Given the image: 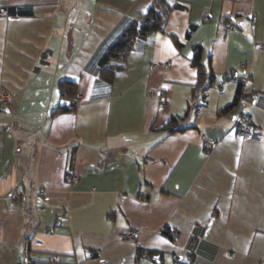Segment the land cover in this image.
I'll return each instance as SVG.
<instances>
[{
  "label": "crops",
  "instance_id": "0c3cea01",
  "mask_svg": "<svg viewBox=\"0 0 264 264\" xmlns=\"http://www.w3.org/2000/svg\"><path fill=\"white\" fill-rule=\"evenodd\" d=\"M165 1L107 82L100 59L152 0H0V264H264V0ZM65 80L80 98L57 110Z\"/></svg>",
  "mask_w": 264,
  "mask_h": 264
},
{
  "label": "trees",
  "instance_id": "16d2710c",
  "mask_svg": "<svg viewBox=\"0 0 264 264\" xmlns=\"http://www.w3.org/2000/svg\"><path fill=\"white\" fill-rule=\"evenodd\" d=\"M177 7L178 5L175 4L170 5L165 0H152L150 6L145 12L140 13L137 16L131 18L123 28L121 33L118 35V37L108 47L106 53L100 59L99 76L105 79L107 82H110L113 79L115 72L123 69L127 56L129 52L133 49L135 42L139 39H145L153 32L160 31L171 10ZM190 61L191 64L197 68L199 77L204 80L206 75V68L204 64L201 63L200 46L194 48V52L191 56ZM228 74L230 73L224 74L225 79H228ZM213 78L214 75L212 74V72H210L209 77H207L206 79L207 82L205 84H201L199 86V90L202 92L205 91L207 87L212 84ZM241 79H242L241 76L237 78L238 83H237V90L235 97L233 101L224 108V111L236 107L239 104L240 100L245 97V94L247 95V93H243L242 91V86L240 84ZM59 85H60L61 97L63 98V103L65 99H70L71 97L74 98L76 96L77 84L75 81L65 80L60 82ZM66 106L67 104L66 105L63 104V106L57 108V110H63ZM186 115L187 112L180 118H175V117L171 118V120L165 124L166 127L171 126L174 131L175 124L180 119H184ZM170 232L171 230L163 231L162 233L166 237H168L171 241H175V238L171 236ZM26 253H28V248L26 249ZM27 261L28 262L30 261L28 255H27ZM176 264H193V263L189 261L181 262L180 260H177Z\"/></svg>",
  "mask_w": 264,
  "mask_h": 264
},
{
  "label": "built area",
  "instance_id": "2783aa9c",
  "mask_svg": "<svg viewBox=\"0 0 264 264\" xmlns=\"http://www.w3.org/2000/svg\"><path fill=\"white\" fill-rule=\"evenodd\" d=\"M226 29L227 30H231L233 29V25L231 24H227L226 25ZM155 66V65H153ZM152 93V91L150 92ZM80 95H76L74 98L70 99L69 102L67 103L68 108H73L75 107V105L77 104V102L79 101ZM12 99L11 95L8 92H2V94L0 95V103H7ZM160 105H163V101L160 102ZM235 132L245 138H250L253 136V124H252V118L250 116H247L245 114H239L236 119H235ZM217 141L215 139L212 138H204L203 142H202V147L203 149H205L206 151H211L214 149V147L216 146ZM72 183L77 181V178L75 176H73L70 180ZM22 194V188L21 186H15L10 199L12 201H14L15 199H17L18 197H20ZM40 195H43V192H40ZM63 218H67V213L64 212L62 215ZM60 223V219H57L55 222V225H58ZM49 231H53V226H49L48 227ZM171 236L173 238L177 237V232L176 231H171L170 232ZM134 232L130 231L127 232L126 234L122 235V239L126 240V241H130L134 238ZM187 257L190 258V254H187ZM53 262H58V258L57 257H53L52 259ZM27 264L28 261H27Z\"/></svg>",
  "mask_w": 264,
  "mask_h": 264
},
{
  "label": "rangeland",
  "instance_id": "374dc122",
  "mask_svg": "<svg viewBox=\"0 0 264 264\" xmlns=\"http://www.w3.org/2000/svg\"><path fill=\"white\" fill-rule=\"evenodd\" d=\"M1 104V103H0Z\"/></svg>",
  "mask_w": 264,
  "mask_h": 264
}]
</instances>
